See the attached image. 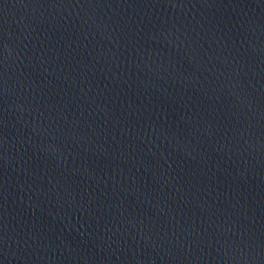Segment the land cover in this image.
Returning <instances> with one entry per match:
<instances>
[{"label": "water", "instance_id": "1", "mask_svg": "<svg viewBox=\"0 0 264 264\" xmlns=\"http://www.w3.org/2000/svg\"><path fill=\"white\" fill-rule=\"evenodd\" d=\"M0 264H264V0H0Z\"/></svg>", "mask_w": 264, "mask_h": 264}]
</instances>
